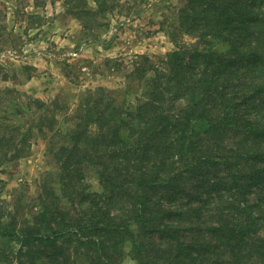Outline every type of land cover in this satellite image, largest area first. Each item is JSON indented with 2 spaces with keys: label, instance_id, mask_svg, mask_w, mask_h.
<instances>
[{
  "label": "trees",
  "instance_id": "16d2710c",
  "mask_svg": "<svg viewBox=\"0 0 264 264\" xmlns=\"http://www.w3.org/2000/svg\"><path fill=\"white\" fill-rule=\"evenodd\" d=\"M178 28L200 44L153 76L142 56L136 102L89 92L67 130L45 101L17 110L50 134L60 186L21 226L0 218V264H120L129 241L139 264H264V0H188Z\"/></svg>",
  "mask_w": 264,
  "mask_h": 264
},
{
  "label": "rangeland",
  "instance_id": "374dc122",
  "mask_svg": "<svg viewBox=\"0 0 264 264\" xmlns=\"http://www.w3.org/2000/svg\"><path fill=\"white\" fill-rule=\"evenodd\" d=\"M187 3L0 0L2 220L17 216L21 226L38 210L42 185L60 186V169L50 152V134L40 128L26 132L36 121L28 117V124L17 110L26 112L34 99L45 101L57 109L60 127L67 130L74 126L72 117L89 92L105 88L120 100L136 102L142 92L136 75L137 67L144 64L142 56L151 58L144 68L148 69L147 76H153L178 44H200L198 36L178 28ZM216 48L225 49V45ZM96 168L85 170L87 184L93 191H102ZM131 248L129 241L120 264H139ZM76 259L88 264L84 255Z\"/></svg>",
  "mask_w": 264,
  "mask_h": 264
}]
</instances>
